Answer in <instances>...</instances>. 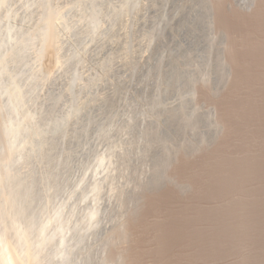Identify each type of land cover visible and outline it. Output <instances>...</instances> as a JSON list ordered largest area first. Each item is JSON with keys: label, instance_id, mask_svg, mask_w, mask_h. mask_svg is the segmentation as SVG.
<instances>
[{"label": "rangeland", "instance_id": "1", "mask_svg": "<svg viewBox=\"0 0 264 264\" xmlns=\"http://www.w3.org/2000/svg\"><path fill=\"white\" fill-rule=\"evenodd\" d=\"M47 1L2 0V5L0 4V37H8L9 43H6L8 46L5 45L4 49L1 47L3 50L0 51L6 53V48L9 49V47L17 46L16 44L20 45L23 42L29 41L31 43L26 44L28 47L24 50L26 54L24 53L23 62L13 61L12 57L10 60L13 62L8 61L10 66L7 65L9 67H7V73H11V71L16 73L19 69L24 71H20L22 74L25 73L21 75L23 77L18 75L22 80L18 79V84L23 92H26L27 87L30 86V80L26 81V72L34 71L37 75L35 76L37 79H33L31 82L36 83L37 88L31 93L30 91L26 92L27 95L30 93L34 99L24 103L21 107L22 112L20 110L19 113L17 112L20 120L16 113L15 119L17 118L24 123L20 113L23 114L24 111L34 108L38 111L39 108L38 112L41 111L42 117L40 119L42 122H39V125H41L42 131H44L42 133L45 136L42 139L48 142L52 139L58 140L59 134L56 135L57 138L55 137V139L56 132L52 131L53 134L50 127L47 126V124H51L50 122L55 116L57 117L54 118V121L59 122V130L62 127L61 131L65 132L61 138L63 139L60 141L61 144L57 143L56 151L58 153L61 149L64 150L61 153L64 156L65 154L68 155L70 164L68 163V168H60V174L65 176L61 175V177L66 182L61 188L62 190L60 189L61 193L56 194L55 198L58 200H55L58 203L65 202L66 209L73 207L74 209H72L75 210L73 211L74 219L83 218L82 221L84 222V219L89 216V210L93 209L91 190L95 184L102 186L103 191L99 197L101 201L99 216L95 222L98 227L92 228L90 226L88 232L86 231L88 239H90V246L100 248L103 239L113 226L123 219L119 211L118 192L120 193L121 190L129 191L133 188L135 179L139 176L146 179L154 165L156 167L154 169H158V174L156 171L157 176H159V171L160 174L163 173L160 175L163 182L160 181L159 184H162L158 186L159 188L152 187V190L148 188L152 184L148 185L146 189L149 191L145 189L146 194H143L146 196L139 197L141 202L137 199L138 204L137 201L134 202L140 207L136 208L138 211L134 217H130V224L126 226L128 229L123 233L124 236L121 235L123 239L121 237L118 238L119 240L115 238L117 241L115 245L117 246L113 247V255L111 254L109 263H114L117 258H121L118 256H122L121 260L124 259L125 264H163V261L155 259H167L172 264H176L178 261H182L181 264H195V261L200 260L219 261L229 254L228 234L231 231L230 224L235 222L234 216L236 214L250 216L259 229H264V164H261L262 167L260 165L255 169L253 168L256 173L258 170L260 173L262 172L261 174L258 172V175L250 168V163L248 164V161L255 160L254 157L259 158L261 156L260 158H264V125H262L264 124V83L254 82L250 85V81H245L235 90L236 92H233L232 100L234 102L237 100V103L243 101L242 104L245 107L237 110L240 103L237 107L235 106L237 109L233 106L239 112V114L237 112L238 115H233L232 121L235 120V124H233L235 127L223 137V133L220 132L222 130L220 128L221 122H218L219 116L217 117L218 114L216 115L217 111H215L218 100L216 99L217 91L223 85H219L221 80L220 77L218 78L220 71L217 66L221 61L217 51L223 40L220 30L209 25L210 19L207 16L212 8L210 5L219 0ZM244 1L247 0H242V3ZM43 3H47L48 6L43 5ZM47 7L50 8L47 9ZM205 13L207 14L205 15ZM49 17L53 18L52 31L56 34L55 39L57 41L55 40V44L58 48L56 53L58 63L56 66L54 65V68L52 67L53 69L51 68V73L48 70H42L40 67L41 60L38 59L39 48L42 45L41 32ZM182 20H184V26H181ZM190 29L193 33L195 31L197 33L191 35ZM206 43L214 45L212 62L215 64L213 63V66L210 67L212 69L199 65L200 60L206 62V52L203 51V46ZM184 52L189 53L190 58L194 60L190 59V62L187 61L186 63L181 56ZM181 58H183V62ZM181 62L185 63V68ZM175 65L178 67L177 70L174 68ZM182 67L185 72L188 69L186 77L189 76L188 78L191 80L188 82L190 83L188 84L186 80L188 78L183 82L182 79L177 82L175 79L173 81L176 83H173L169 88L167 86L168 79L171 76L172 79L176 78V71H181ZM200 67L202 69L205 67L211 78L208 82L205 81L204 83L203 81L204 84L201 78H198L201 77V74H205V70L201 73ZM195 70L199 72L197 74L200 76L195 75ZM149 71L151 72L149 73ZM193 71L195 74L192 73ZM7 73L5 75L9 74ZM207 73L205 75L209 76ZM8 78L2 76L1 83H6L10 80V77ZM194 79L196 85L193 84ZM185 81L186 83H184ZM10 82L5 85L10 84ZM192 86L195 87L194 90L191 89ZM250 86H252L251 90ZM250 92H253L255 97L260 96L261 100L259 101H261L260 105L262 106L260 109L250 110ZM176 105L178 107L180 105L185 106L188 110L200 112L199 114L203 113L206 123L197 121L200 123H197L195 127H187L188 133L186 131V133L182 131L183 134L176 132L174 127L171 128L167 125V114L165 113L168 108H175ZM256 105L258 108L260 107L258 102ZM256 105L254 106L256 107ZM246 108L249 109L246 110ZM242 110L246 111L240 112ZM253 114L258 117H254ZM150 125L159 128V132L155 137L153 136L156 139L154 140V144L156 143L154 147L156 145V147H161L162 150L157 148L159 153L161 152L160 154L166 152L173 158L171 164L165 169L157 166V161H159L157 158L159 157L155 156L158 151L154 147L145 158L140 154L146 145L148 147L152 137V134L143 133L144 130L150 129ZM201 136L204 137V142L201 141ZM17 137L13 139L14 144L18 145L19 148L22 146L23 150L28 149L30 143L25 140L26 136L20 133L19 138ZM222 139L224 141H221ZM44 143L45 149L49 148V144ZM22 144L26 145L23 146ZM189 145H194L193 147L197 149L194 150V155H189V151H187L190 148ZM153 149L157 151H155V155ZM16 150L19 149L16 148ZM19 158L16 163L18 166H16L20 170H24L25 164ZM101 158L102 161H100ZM225 158L229 159L228 161L234 158L235 162L237 159L243 160L244 165L248 166L247 168L244 166L246 168L245 174L242 170L237 178L235 175L234 183L225 184V189L221 186L218 189V186L215 185V187L204 185L208 183L207 181L215 178L214 172L212 173L211 170H215L216 163L225 161ZM39 167L40 169L43 167L44 170V163H41ZM62 169L64 170L62 171ZM252 171L253 174L251 175L255 173V176L250 175ZM205 178L207 180H204ZM179 187L186 191L184 193L179 192ZM199 215L203 218H200ZM159 235L164 241V246L161 255L157 257L156 240L154 239ZM260 247H264V241L257 243V248ZM185 253L188 255L186 256ZM137 257L144 260L134 259ZM149 258L154 260H149Z\"/></svg>", "mask_w": 264, "mask_h": 264}, {"label": "bare ground", "instance_id": "2", "mask_svg": "<svg viewBox=\"0 0 264 264\" xmlns=\"http://www.w3.org/2000/svg\"><path fill=\"white\" fill-rule=\"evenodd\" d=\"M42 1L43 0H41V2ZM46 2H48V1L46 0ZM0 4L2 5V0H0ZM31 4H33V3H31ZM254 4H255V0H247V1H244L243 3H242V0L241 1L240 0H219V1H216L215 4L210 5L212 8L209 10L208 14L205 13V15L207 14V16L210 19L209 25H212L215 28H217L218 30H220V32L222 34V40H223V41H221L222 42L221 47H219L218 51H217L220 54V55L218 54L219 59H221V61L219 62V65H217L219 67V71H220V76H218V78L220 77L219 79L221 80L220 81L221 83H219V85L220 84L221 85L223 84V85H222V88L220 86L219 87L220 89L217 91L218 94L216 95V97H217L216 99H218V100L216 103L217 105L215 106V108H216L215 111H217V113L216 112L215 113H216V115L218 114L217 117L219 116L218 122H221L220 128L222 130L220 132L223 133L222 136L223 135L225 136V134H228L230 131L233 130V127H235V125H233V124H235L234 123L235 120L232 121V119L234 118L233 115H236L238 111H236L234 109V107L235 106L237 107L238 103H240L238 105V109L235 107L237 110H241L242 107L244 109V107H245L242 104L243 101H240L237 103V100H236V102H234V100H232L233 99V97H232L233 92H236L235 90H237L238 87H240L241 83H245V81H250L249 82L250 85H251V83L254 84V82L255 83L256 82L264 83V36H262L258 51L256 49H254V46H249L243 38L245 33L249 29H254L257 25L256 20H249L247 15H246L247 10L249 8H252L254 6ZM43 5L48 6L47 3H43ZM46 6H45V8H46ZM48 8H50V7H47V9ZM200 15H202V14H200ZM48 16H51V15H48ZM183 22H184V20H182L181 26H184ZM45 24H46V26L43 27L44 29L41 32V43H42V45L39 48L40 50H39L38 59H39V61L41 60V64H40L41 66L40 67L42 68V70L50 71L51 68L52 67L54 68V65L56 66L57 65L56 63H58V60H56V53H57L58 48L56 47V44H55V42L57 41L55 39L56 34H55V32L52 31L53 18L51 19L49 17ZM10 32H9V35H11ZM189 32L191 33V35H194V33L196 31L193 33V31L190 29ZM7 35H8V33H7ZM29 36H28V38H29ZM39 37H40V35H39ZM7 38L6 37H2V38L0 37V50H1V47L5 48V45H7L9 43ZM27 39H24V40H27ZM30 41H32V40H30ZM19 43H20V41H19ZM26 44H31V43H29V41H28V42H23L20 45L16 44L17 46L9 47L10 50L6 48L7 54L1 53V51L4 48L0 51V261H6V262H8V264H12V262H14V264H125L123 261L124 259L121 260L122 256H118V254H117V256L121 257V258H119V259L117 258V260H115L114 263H109V258L111 256V254L113 253V247L117 246V245H115V242L117 243L115 238L118 239V238H120V237L122 238L124 236L123 233L126 231V229H128V228H126V226H128V224H130L129 223L130 217L133 218L134 214L138 211V209L136 210V208L138 206L136 204H134V202H136L139 197L142 198V197L146 196V195L143 196V194H146L144 190L148 187V185L152 184L151 187L150 186L148 187L150 189L152 187L159 188L158 186L162 184V183L159 184L161 181L160 175H162L163 173L160 174V171H159L160 177L157 176L158 169L157 170L154 169V167H155V165H154V167L152 168L153 170L150 171V173L148 175L146 174L147 175L146 179H143V177L140 178V176L138 175L139 177H137L135 179V183H134L133 188H131L129 191L121 190L120 193L118 192V194H119L118 195L119 211H120V215L122 216L123 219L120 221L118 220L119 222L117 224L115 223L116 225L113 226V228L108 233V235H106V237L103 239V242H102V245L100 246V248L91 247L89 244L90 239H88L87 232L91 226L90 221H89V217H90V214H91L93 209L89 210V216L87 219H84L85 221L83 222L82 221L83 218L82 219L81 218H75L74 219V217H73L74 212L73 211H75V210H73L74 209L73 207L69 206L71 208L66 209L65 208L66 207L65 202L58 203L55 200V199H57L55 197L58 195V192H60L62 190L61 188H63L64 182H66L65 180L63 181L64 178L61 177V175L63 176V174H60V170H61L60 168L61 167L68 168V165L70 164L68 162V160H69L68 155L65 154V156H64L61 153L62 149L58 153L56 151L57 145L61 144L60 141L63 140L61 138H63V135H65L64 134L65 132L61 131L62 127L59 130V128H60V127H58L59 122H57L56 120L54 121V118L57 116H55L53 118V121L50 122L51 124H47V126L50 127L51 132L53 131V132L57 133V134L55 133L54 138L56 137V135L58 136V134H59V136H58L59 138L56 137L58 140H53L52 139L53 135H52V138H51L52 140L48 142V141H45L44 139H42L44 136L42 132H44V131H42V128L40 127L41 125H39V122H42V121H40V119L42 118L41 114H40L41 111L38 112L40 110L39 108H38V111H36L35 108L33 110H26V111L23 110L24 112H23V114L20 113L22 115L20 117L23 119L22 121L24 123L19 121L20 119L17 115V112L19 110H20V112H22L21 107L24 105V103L31 101V99H34V97L30 93L37 88L36 83H34V82H33L34 84L31 83L33 81V79H37V78H35V76H37V75H36V73H34V71L29 70L28 72H26V75H25L26 81L30 80L29 81L30 83L28 82L30 86L27 87V91H26L27 93L30 91V93H29L30 95L29 94L27 95L26 92H23V90L20 88V86L18 84V79L20 80L21 79L20 77H23L21 75L25 74V73L22 74L21 72H24V71H21V69H19V67H18L19 70H17L16 73H14V72L12 73L11 70H9V71H11V73L10 72H8L9 74L7 73V71H8L7 67L10 66L8 63L10 61H12V60H10L12 57H13L12 58L13 61H16L18 63L23 62V60L25 58L24 57V53H25L24 50L28 47V45L26 46ZM203 47H204L203 51L205 50V52H206L205 57H207V58L205 59L206 62H203L204 60H202V62H201V60H200L199 65L200 66L203 65L206 68L209 67L208 69H212L210 67H212L213 63H214V62H212L214 45L212 43H206ZM182 51H183V49H182ZM8 52H11V53H8ZM185 52L183 54L181 53L182 54L181 56L185 59V62L187 63V61L190 62V59H193V58H190L189 53L187 52L188 54H186ZM10 55H11V57L9 58ZM14 58H15V60H14ZM183 58H181V61ZM57 59H58V57H57ZM191 63H189V64H191ZM172 64H174V63H172ZM183 65L185 68V63ZM19 66H21V65H19ZM156 66H157V64H156ZM176 66L177 65L174 66L175 69L178 68ZM205 67L203 69L200 67L201 70L200 69H198V70H200L201 73H202V71L205 70L204 73L206 74L207 71H206ZM25 69L26 68L24 67V70ZM182 70H183V67H182ZM182 70L178 71V72L176 71V73H177L176 78L172 79V76H171V78L168 79L167 86L169 88L173 85V83H176L178 80L182 79V82H183V80H185L186 78L189 77V76L186 77V74H188V72H187L188 69L186 70V72H185V69L183 71ZM152 71H154V70H152ZM150 72L151 71H149V73ZM195 72H196V70H195ZM195 72L193 71L192 73L195 74ZM6 73L9 76L5 75ZM49 73H51V71ZM189 73L191 74L190 71H189ZM197 73H199V72H196L195 75L198 76L199 74H197ZM205 74H203V75L201 74V77H198L199 79L201 78L202 83H203V81H204V83H205V81L208 82V80L211 79L209 73H207V74H209V76L205 75ZM18 75H20V77ZM2 76L3 77L7 76V79H9L8 77H10V80H8L7 82L5 81L6 83L11 81L10 84H7V85H5L6 83L2 84L1 83V77ZM148 76H149V74H148ZM174 77H175V75H174ZM148 79H149V77H148ZM175 79H176V82L173 81ZM188 79H186L187 82L191 80L190 78H188ZM20 81H22V80H20ZM20 81H19V83H20ZM23 81H25V80H23ZM171 81H173V82H171ZM197 82H198V80H197ZM199 82H200V80H199ZM37 83H38V81H37ZM184 83H186V81ZM189 83L190 82H188V84ZM195 83L196 82L194 79L193 84H195ZM251 87L252 86H250V90L252 89ZM193 88H195V87L192 86L191 89H193ZM250 93H251L250 94L251 95L250 96V102H249L250 103L249 104L250 110L255 109V108L260 109L262 107L260 105L261 101H259V100H261L260 96L255 97V94H253V92H250ZM245 99H243V100H245ZM257 102L259 103V106H260L259 108L257 107L258 105H256ZM254 105H256V107ZM33 107H34V105H33ZM30 108H32V107H30ZM248 109L246 108V110H248ZM246 110H242L240 112H243V111L245 112ZM166 111L167 112H165V113L167 114L166 115L167 125L170 126L171 128L174 127L173 129L176 130V132H181L182 134H183L182 131H184V132L186 131L188 133L189 129L187 131L186 130L187 127H189V128H190V126L195 127L196 124L198 123L197 121L205 122L204 121L205 117L203 118V115H202L203 113L199 114L200 112L198 113L195 110H192V109L188 110L187 108H185V106L183 107L180 105L179 107L177 106L175 108L171 107V109L168 108V110H166ZM42 112H43V110H42ZM15 113H16V116L18 117L19 120L17 118L15 119V117H16ZM238 114H239V112H238ZM244 114H247V113H244ZM253 115H248V116H253ZM254 117H256V116L254 115ZM238 118L240 119V117H238ZM246 119L248 120V117ZM250 120H252V122H253L252 118ZM203 122H201V123H203ZM257 123H259V122H257ZM134 124H136V123H134ZM262 125H264V124H262ZM153 126H156V125H153ZM158 129H159L158 127H152L150 125L149 130L146 129L143 131V133H145V134L146 133L149 135L152 134L151 135L152 137L150 136L151 139H150V142L148 144V147L146 145V148L143 150L142 153H140L141 156H143V158H145L146 156H148L150 154V153L148 154V152L149 151L151 152V149L156 144V143L154 144V140H156V139L153 138V136L155 137L156 134L159 132ZM193 129L195 131V128H193ZM193 129L192 130L190 129V131H193ZM60 131H61V133H60ZM209 131H210V129H209ZM20 133H23L26 136L25 140L27 141V143L28 142L30 143V146L28 147V149L25 148V150H23L24 148L22 146H20V148H19V147H17L18 145L14 144L15 143V142H13L14 137H17V135H18L17 138H19ZM141 133H142V131H141ZM204 133H205V131H204ZM145 134H143V135H145ZM147 138H148V136H147ZM220 139H221V137H220ZM46 140H48V138H46ZM15 141H16V138H15ZM201 141L204 142V137L201 138ZM221 141H224V139H222ZM12 142H13V144H12ZM44 142L49 144L48 145L49 148L46 145L47 148L45 149V146H44L45 143ZM155 142H157V141H155ZM13 145H15L16 147ZM25 145H23V146H25ZM156 146L154 148L158 152L155 149H153L152 151H153L154 155L157 152L156 153L157 155H155V156L159 157V158H157V159H159V161H157L155 159L158 164L155 163V161H154V163L157 164V166H160L161 168L164 167V169H165L166 167H168L171 164V161L173 158H171V155L166 154V152H165V154L164 153L160 154L161 152L159 153L158 149L159 148L161 149V147H156ZM189 146H190V148H188ZM189 146L187 147L189 149V150L187 149V151H189L188 152L189 155H192L193 153L195 154L194 150L196 148L193 147L194 145L193 146L189 145ZM21 147H22L23 151L21 150ZM16 148L19 150H16ZM171 150H173V149H171ZM16 151H22V152H17V154H16L15 153ZM260 157L259 158L254 157L255 160L248 161V164L250 163V168L255 169V167L260 166L261 164H264V158H260ZM18 158L21 159L22 162H24V164H25L24 170H20L17 167L18 165L16 163L18 162ZM143 158H142V160H143ZM233 159H231L230 161H228L229 159L227 160L226 158H225V161H221V159H220L221 162L216 163L217 167L215 165L216 169L214 167H212L215 170H211L212 173L214 172V175H215V178H212V179L216 183L213 180H211V181L209 180L210 182L207 181L208 182L207 183L205 181L207 184H204V185H206V186L208 185L209 187L210 186L212 187L215 185V186H218L217 187L218 189L220 188V186H221V188H224L225 184L227 185L228 183H231V182L234 183V181H235L234 178L235 177L237 178V175H239V173L242 172V170H243V174H245L244 170L248 166L244 165L243 160L240 161L237 159L236 160L237 162H235V159H234V161H233ZM250 159H251V157H250ZM100 161H102V158L100 159ZM130 161H132V160H130ZM127 162H128V159H127ZM41 163H44V170H43V167L41 169L39 167V165ZM244 166H246V168H244ZM261 167H262V165H261ZM206 168H208V167H206ZM258 168H256V169H258ZM63 170L64 169H62V171ZM156 171H157V174H156ZM254 172L256 173L255 170H254ZM258 172H259V170H258ZM258 172L256 173V175H258ZM255 173H254V175H251V174H253V171H252V173L250 172V175L255 176ZM205 174H206V171H205ZM211 176H213V175H211ZM251 176H250V178H251ZM63 177H65V176H63ZM204 180H207V179L205 178ZM161 182H163V180ZM93 184H95V183H93ZM95 185H97V184H95ZM167 186H169V185H167ZM92 187H93V185H92ZM179 189H180L179 192H181V193H184L186 191L184 188L179 187ZM146 190L149 191L148 189H146ZM176 190H178V189H176ZM206 190H207V188H206ZM215 191H217V190L215 189ZM153 192H154V190H153ZM86 193L88 194V192H86ZM217 193H219V192H217ZM211 194H213V193H211ZM165 196H167V195H165ZM148 199H150V198H148ZM138 201H140V199H138ZM138 201H137V204L139 203ZM248 203H250V202H248ZM133 204H134V206H132ZM75 207H77V206H75ZM227 207H229V206H227ZM222 208H224V207H222ZM218 210H217V212H218ZM77 213H78V211H77ZM215 213H216V211H215ZM196 215H197V213H196ZM213 217H215V216H213ZM200 218H203V217L200 216ZM95 222H97V221H95ZM174 222H176V221H174ZM174 226H173V228H174ZM162 228H163V226H162ZM162 228H161V230H162ZM167 233H170V232H167ZM121 235H123V236H121ZM168 235H170V234H168ZM166 242H168V241H166ZM167 247H168V245H167Z\"/></svg>", "mask_w": 264, "mask_h": 264}, {"label": "clouds", "instance_id": "3", "mask_svg": "<svg viewBox=\"0 0 264 264\" xmlns=\"http://www.w3.org/2000/svg\"><path fill=\"white\" fill-rule=\"evenodd\" d=\"M246 15L249 20H256L257 25L254 29H249L243 38L249 46H254V49L258 51L262 36H264V0H255L254 6L247 10ZM102 191V186L97 184L94 185L92 193H90L93 197V210L89 217L92 227H98V224L94 222L99 216V205L101 203L99 197ZM234 218L235 222L230 224L231 231L228 234L227 241L230 244L229 254L223 260H200L195 261V264H264V247L257 248V243L264 241V229H259L250 216L236 214ZM154 240H156V255L159 257L163 250L164 241L160 235ZM258 253L260 255H257ZM185 255L188 254L185 253ZM134 259L144 260L141 257ZM149 260L154 259L149 258ZM155 260L163 261V264H172L167 259ZM181 262L178 261L176 264H181ZM0 264H8V262L0 261Z\"/></svg>", "mask_w": 264, "mask_h": 264}]
</instances>
